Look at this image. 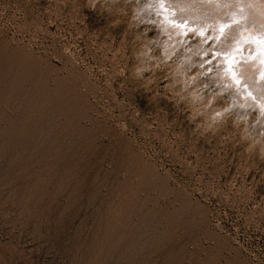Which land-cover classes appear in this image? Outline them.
<instances>
[{"label":"rangeland","instance_id":"374dc122","mask_svg":"<svg viewBox=\"0 0 264 264\" xmlns=\"http://www.w3.org/2000/svg\"><path fill=\"white\" fill-rule=\"evenodd\" d=\"M150 1L0 0V264H264V62Z\"/></svg>","mask_w":264,"mask_h":264},{"label":"bare ground","instance_id":"6f19581e","mask_svg":"<svg viewBox=\"0 0 264 264\" xmlns=\"http://www.w3.org/2000/svg\"><path fill=\"white\" fill-rule=\"evenodd\" d=\"M167 1V0H166ZM211 1L212 3H214L215 6H222V5H226L227 3H231V0H209ZM234 1V0H233ZM151 2H153L151 4ZM163 0H152L149 2L150 4V7H147L146 10H153L155 8H157L155 11L158 12L159 16H160V19L163 23H165L168 27V24H171V25H175V26H180L182 27L181 28V31L184 30L183 35H185V30L186 29H194L192 28L193 26H198L199 28L197 29V31L200 29L201 26V23L199 22H187L186 21L184 22L183 19L181 18H176L175 20V16H174V12L176 13V9L177 7L170 5V2L167 3L165 2V4H163ZM220 3V4H219ZM254 3V8H258V10L260 9V6L257 7V4H258V1ZM149 4H147L149 6ZM183 4V3H182ZM233 4L235 5V9L237 10L236 12L234 11L233 13L231 12L230 14V18L229 19H224L222 17L219 18V16H221L219 14V16H213L215 18L213 19H209L211 20L210 22H212L214 25V31H215V28H216V32H217V35L220 36V33L224 31L223 28L226 29V32L227 30L229 29V31L231 29H233V25L238 21L239 25L238 27L235 29L237 30L235 32V38L233 41H231V46L229 45L228 48L225 51V54L221 55V58H222V62L223 63H226V66L228 70V73L226 75H228V78H230V80H233V81H237V90L239 91V93L246 97L251 103H257L258 106H262V102L261 100L257 99L258 97L255 95V92H251V90L249 89L250 86H247V82L244 84L245 81H248V79L244 80L243 78H246L244 77L243 75H245V73L247 74L246 71H248V68L249 66H247L246 68L244 67L243 69L240 68V70H238L237 72V63H238V60L239 58L242 56V58L239 60V62H255L258 64V67L261 68V64L262 62H264V21L261 20V17L264 16V11L263 13L260 15V17H258V12H253L251 13L250 11V8H248L249 5H247V2L246 0H235V2H233ZM213 5V7H214ZM181 6V5H179ZM145 7V6H144ZM225 7V6H224ZM183 8V7H182ZM215 8V7H214ZM227 8V6H226ZM230 8V7H228ZM233 8V6H232ZM185 9V8H184ZM188 9V8H187ZM190 9V8H189ZM225 9V8H224ZM145 10V8H144ZM186 10V9H185ZM217 10V9H216ZM226 10V9H225ZM262 10V8H261ZM195 11V10H194ZM192 11V12H194ZM200 11V10H199ZM197 11V12H199ZM203 11V10H202ZM206 11V10H205ZM228 11H231L228 10ZM188 12V11H186ZM191 12V11H190ZM227 12V10H226ZM260 12V10H259ZM150 13V12H149ZM181 13V12H180ZM184 13V12H183ZM182 13V14H183ZM201 13V12H200ZM230 13V12H229ZM250 13V14H249ZM186 14V13H185ZM207 14V13H206ZM247 14L250 15V17L247 18ZM191 15V14H190ZM189 15V16H190ZM194 15V14H193ZM192 15V18H194ZM199 14H197L198 16ZM257 15V16H256ZM156 16V15H155ZM158 16V17H159ZM177 16V15H176ZM181 16V15H180ZM183 16V15H182ZM187 16V15H186ZM185 16V17H186ZM195 16V17H197ZM157 17V16H156ZM157 17V18H158ZM156 18V19H157ZM199 18V17H198ZM207 19V18H206ZM174 20V21H173ZM196 21L200 20V19H195ZM233 20H237L235 23H231ZM207 21V20H206ZM175 22V24H174ZM205 22V21H204ZM208 22V21H207ZM162 24V23H161ZM203 24V23H202ZM205 24V23H204ZM233 24V25H232ZM209 25V23L207 24ZM178 26V28H179ZM211 26V25H210ZM235 26V25H234ZM174 27V26H173ZM163 28V26H162ZM170 28V27H169ZM168 28V29H169ZM204 28V27H203ZM206 28V27H205ZM166 29V28H165ZM166 29V30H168ZM183 29V30H182ZM202 29V28H201ZM213 29V28H212ZM164 30V29H163ZM177 30V29H175ZM195 30V29H194ZM203 30V29H202ZM180 31V32H181ZM213 31V32H214ZM173 32V31H172ZM200 32V31H199ZM202 32V31H201ZM223 32L221 34H223ZM228 33V32H227ZM226 34V33H224ZM176 35H179V34H175ZM201 35V34H200ZM216 35V34H215ZM223 36V35H221ZM177 37V36H176ZM175 39H179V38H176ZM179 37V36H178ZM182 37V36H181ZM172 38V37H171ZM174 38V37H173ZM173 40V39H172ZM232 40V39H231ZM178 41V40H177ZM171 42V41H170ZM173 42V41H172ZM244 42H247L246 45L244 44ZM175 43V42H174ZM183 43V42H181ZM253 44V45H252ZM245 45V46H244ZM254 46V49H252L251 47ZM175 47V46H174ZM247 48V50H245ZM191 49V48H190ZM250 49V50H248ZM224 53V52H223ZM244 54V55H243ZM234 63V65H233ZM242 64V63H241ZM245 64V65H247ZM239 65V63H238ZM244 65V64H243ZM241 66V65H240ZM242 69V70H241ZM225 72V71H224ZM226 73V72H225ZM241 75H242V79H241ZM248 75V74H247ZM254 75V74H253ZM249 77V76H248ZM247 77V78H248ZM254 77V76H253ZM256 78V77H255ZM246 85V86H245ZM249 85V84H248ZM236 86V85H235ZM263 87V86H262ZM233 88V87H232ZM253 88V87H252ZM254 93V95H253ZM259 93V92H258ZM257 94V93H256ZM258 95V94H257ZM241 96V97H242ZM243 97V98H244ZM260 98V97H259ZM262 99V97L260 98Z\"/></svg>","mask_w":264,"mask_h":264}]
</instances>
